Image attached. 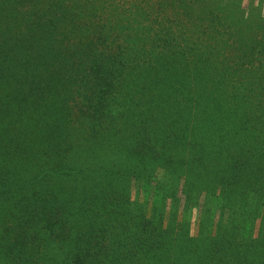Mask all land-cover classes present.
I'll list each match as a JSON object with an SVG mask.
<instances>
[{
	"label": "trees",
	"instance_id": "obj_1",
	"mask_svg": "<svg viewBox=\"0 0 264 264\" xmlns=\"http://www.w3.org/2000/svg\"><path fill=\"white\" fill-rule=\"evenodd\" d=\"M219 1L0 0V264H264V28Z\"/></svg>",
	"mask_w": 264,
	"mask_h": 264
},
{
	"label": "rangeland",
	"instance_id": "obj_2",
	"mask_svg": "<svg viewBox=\"0 0 264 264\" xmlns=\"http://www.w3.org/2000/svg\"><path fill=\"white\" fill-rule=\"evenodd\" d=\"M228 1L229 2H231V1L232 2L233 1L234 2L235 1L240 2L242 5V9L244 8L245 10L248 11V12L246 11L244 14V15H246L244 18L247 19V22H249V21H254V23L261 22V23H263V28H264V0H220L219 2H221V5H222L224 3H227ZM238 11L235 10L234 13L237 15H240L239 13H241L242 10H240L239 13H238ZM96 16H97V18H96L97 20H101V18H100V16H102L101 14L96 13ZM258 16H261V17H258ZM259 18H263V19H261L262 21ZM254 27L257 28V25L254 24ZM73 117H77V116L74 115ZM78 120L80 122V119H78ZM105 132L103 134H105ZM17 133H18V131L15 127L14 129H12L10 134L11 135L13 134L12 137H14V136H16ZM10 137H9V139H10ZM37 141H38V143L39 142L43 143L42 134L37 136ZM34 144H35V140H34ZM0 145H2V144H0ZM48 146H50V145H43L42 147H46L49 149ZM2 147H3V145H2ZM101 147H102L101 148L102 151H106L108 148L105 144H104V146L101 145ZM6 174H7V167H5L3 165V163H1L0 164V175L4 176ZM0 186H1V184H0ZM203 197L204 196H202L199 199L200 202H203V200H204ZM210 206H212V205L210 204ZM213 210H215V206H213ZM213 210L211 211L210 216L209 215L204 216L205 223H209L210 227H212L213 223H216L217 220L219 221L218 217L215 214V211H213ZM10 211H11V207H10L9 203H7L5 205L4 210L3 209L0 210V214H4L3 216L0 217V258H1V255L5 252L6 245H7L6 243H7L9 236H12V234H13L12 231L10 230V225L15 221V217L11 215ZM195 218L198 219L197 217H195ZM192 220H194V218ZM4 237H7V239H5ZM0 262H1V259H0Z\"/></svg>",
	"mask_w": 264,
	"mask_h": 264
}]
</instances>
